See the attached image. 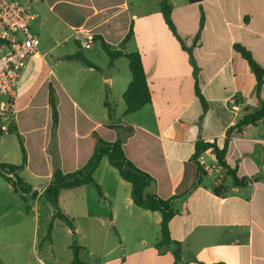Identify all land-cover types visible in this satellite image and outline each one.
Wrapping results in <instances>:
<instances>
[{"label": "crops", "instance_id": "0c3cea01", "mask_svg": "<svg viewBox=\"0 0 264 264\" xmlns=\"http://www.w3.org/2000/svg\"><path fill=\"white\" fill-rule=\"evenodd\" d=\"M40 1L45 3L25 2L34 11ZM72 1L83 17L78 27L97 31L108 44L119 43L132 27L134 34L124 51L142 56L152 102L137 113L125 114L123 95L132 75L129 66L119 63L124 57L103 67L89 60L100 70L81 63L80 70L69 69L61 78L54 65L78 62L65 58L76 52L56 54L53 65L48 55L55 48L40 49V42L37 56L22 73L15 99L18 129L1 131L0 136V165L23 163L19 135L23 139L28 163L15 178L31 189L21 194L0 176V264L72 263V229L54 219L45 191L55 169L74 171L87 162L95 148L93 128L106 140L122 139L129 158L157 178L148 194L174 198L169 233L182 245L183 255L176 262L174 249H157L161 214L137 206L131 185L103 158L93 175L101 193L82 186L62 191L59 198L63 212L74 220L83 262L264 264V120L241 132L235 129L264 102V84L258 92V77L237 50L245 48L264 71V0ZM163 1L172 5L176 32L163 17ZM35 15L32 31L38 36L45 23L39 13ZM67 26L75 33L69 36L86 45L89 34ZM86 50L93 52L92 44ZM51 77L62 90L61 125L55 135ZM196 86L208 103L206 111ZM78 113L90 128L84 130V148L74 144L78 136L74 127L69 137L63 136ZM200 142L216 143L220 149L228 142L225 165L212 149L201 155L198 165ZM230 171L246 184L235 186ZM90 235L95 240L84 243Z\"/></svg>", "mask_w": 264, "mask_h": 264}, {"label": "trees", "instance_id": "16d2710c", "mask_svg": "<svg viewBox=\"0 0 264 264\" xmlns=\"http://www.w3.org/2000/svg\"><path fill=\"white\" fill-rule=\"evenodd\" d=\"M49 4L50 8L54 11L55 8H61L64 16L66 17L67 24L72 26L75 31L77 32H87L86 34L92 35L95 41H98L101 43L103 50L108 54L110 65L112 66L114 61L120 58H126L129 64V70L132 75V82L129 84L127 90L125 91L123 95V99L126 104V110L125 114L130 115L137 113L142 108L146 107L148 104H151L152 102V96L150 93V89L148 86V80L147 76L144 70V66L142 63V56L139 53H126L124 51L126 44H128L132 38V35L134 34L132 27L130 28L129 32L124 34L122 39L117 44H108L105 40V38L102 36V34L98 33L97 31H91L85 28L78 27L79 24L82 22V16L78 13V8H75V2L72 0H45ZM191 4H199L204 3L207 0H189ZM162 14L166 21V23L170 26V28L176 32L175 25L171 18V11H173L172 5L168 1L162 2ZM77 14V15H73ZM63 17V16H62ZM203 27V21L201 23V28ZM116 46L119 48L117 49ZM237 50L244 55L248 60L249 64L254 70L255 74L258 77L259 80V86H258V92H260L261 87L264 84V71L258 67L249 52L241 47L237 46ZM67 60H75L82 63L84 66L89 68H94L96 70H100L99 67L94 65L91 61L84 58L81 51H78V53L65 57ZM49 105L52 112V134L55 135L60 128L61 125V115H60V109L59 104L60 100H62V93L61 86L59 85L58 81L55 78L50 79L49 85ZM196 93L199 97L204 111L208 109V103L204 99V97L201 95V92L199 90V87L196 86ZM63 103V102H62ZM66 106V102L64 101V105ZM106 107L108 109V114L111 117L112 111L111 106L106 103ZM264 120V102H261V107L258 109V111H255L254 113L247 114L237 125L235 129L238 131H242L245 127H250L253 125H256L260 121ZM16 121V118H15ZM15 121L11 125V131L13 129H18V126L16 125ZM73 127L77 130L78 136L77 140L75 141V145L79 146L80 148H84L85 146V135L84 130H87L89 126H87L86 123H84V117L82 114L78 113L77 118H75V124L74 126H71L67 130L63 131V136H68L71 132V129L73 130ZM90 130V128H89ZM69 132V133H68ZM100 131L96 128H93L91 130V137L95 139V148L93 152L91 153L89 159L87 162L82 166L77 168L74 171L66 172L62 169H55L53 173V180L51 184H49V187L45 191V196L51 202V204L54 207V219H59L63 223H65L73 232V261L71 264H86L82 261L80 254L81 247L78 244V236L75 229L74 220L71 219L68 215H66L63 210L60 207L59 198L60 194L64 190H71L76 189L82 186H91L95 188L99 193H101V189L99 187V184L96 182V179L93 177L95 170L100 165L103 158H107L109 164L116 168L121 177L129 183L132 187V197L137 206L140 208L146 209L150 212H159L162 216V222H161V232H160V238L156 245L157 249H174L175 259L176 262H179L182 255V245L178 242H175L171 239L170 236V228L169 223L171 219L174 217V212L172 211V201L174 200L173 197L164 198L158 195L148 194L147 189L155 184L158 180L156 177H154L152 174H150L148 171L142 169L138 164H136L134 161H132L125 148L124 141L122 139L109 141L101 137ZM233 130H231L230 135L232 134ZM131 133V132H130ZM73 134V131H72ZM19 135V134H18ZM1 136V132H0ZM20 146H21V152L23 156V163L20 166L11 165V164H2L0 165V176L4 177L13 188L21 193H27L31 189L27 187L23 181L17 176L15 181L9 179L6 177L2 171H9L15 174L25 169L27 163H28V150L26 146L24 145L23 139H21L20 135ZM227 145L226 143L224 149H220L216 143H204L200 142L196 145V159L195 161L198 162V159L201 157L203 153H205L207 150L212 149L213 152L217 155L219 163H221L223 166L225 165L224 159H226L227 154ZM68 148V146H66ZM199 165V162H198ZM200 171L201 168H200ZM230 176L233 178L234 185L235 186H242L246 184V180H241L237 177L236 173L233 171L229 172ZM219 188V187H218ZM35 196V195H34ZM26 200V197H25ZM27 201V200H26ZM53 229V224H50L49 230H48V236L47 238L50 239L51 233Z\"/></svg>", "mask_w": 264, "mask_h": 264}, {"label": "built area", "instance_id": "2783aa9c", "mask_svg": "<svg viewBox=\"0 0 264 264\" xmlns=\"http://www.w3.org/2000/svg\"><path fill=\"white\" fill-rule=\"evenodd\" d=\"M37 16L29 2L0 0V96L7 99L0 103V132L9 133L17 111L15 99L21 84L23 71L30 59L38 54L40 40L32 31ZM94 41L92 35L85 38L86 48ZM15 181V175L2 171Z\"/></svg>", "mask_w": 264, "mask_h": 264}, {"label": "rangeland", "instance_id": "374dc122", "mask_svg": "<svg viewBox=\"0 0 264 264\" xmlns=\"http://www.w3.org/2000/svg\"><path fill=\"white\" fill-rule=\"evenodd\" d=\"M20 1L25 2L26 0H20ZM34 7L35 9L33 12L39 13L40 17L43 19L45 23L44 28L41 30H38V36L41 42L40 49L42 47H47L48 49L55 48V50L52 51L51 55H48V60H50V62L53 65L55 64L53 57L56 54H72L74 52L78 53V51H81L84 58L91 60L92 62L97 64V66L99 65L103 67L104 63L109 62L110 57L103 50L100 42L98 41H96L95 43L92 42L91 44H92L94 51L89 52L88 50H86L85 45L81 44L82 42H78V41L76 42V39L74 36L73 37L69 36L71 34L74 35L75 33L72 30H70V28L67 26L66 17L64 16L63 12L61 11L62 9L60 7L55 8L56 10L54 11V9L52 10L50 8L47 1H45V3L40 1L39 3L34 4ZM78 37L81 39V35H78ZM67 38H69V42L66 44L65 42ZM119 63L121 65L123 64L122 66L123 67L125 66V68L126 66H129L126 58L120 59ZM81 67H82L81 63L78 61V62H72V63L61 62V63H58L56 67L54 65L53 68H55L57 74L61 78H65L64 76L68 73L69 69H71L72 71H76V70H80ZM0 100L3 101L4 98L0 96ZM89 237H90V240L88 238L87 241H83V242L84 243L91 242V240L94 239L93 237H91V235ZM30 254L32 255L33 258L35 257L34 252ZM85 257L86 255L84 256V258Z\"/></svg>", "mask_w": 264, "mask_h": 264}, {"label": "water", "instance_id": "95a60500", "mask_svg": "<svg viewBox=\"0 0 264 264\" xmlns=\"http://www.w3.org/2000/svg\"><path fill=\"white\" fill-rule=\"evenodd\" d=\"M14 132H15V130H14Z\"/></svg>", "mask_w": 264, "mask_h": 264}]
</instances>
